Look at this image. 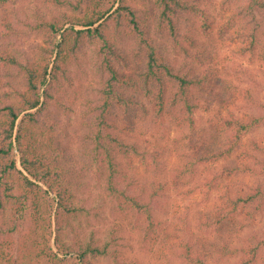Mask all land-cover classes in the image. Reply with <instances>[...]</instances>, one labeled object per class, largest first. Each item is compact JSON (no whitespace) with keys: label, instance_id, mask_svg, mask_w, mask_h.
Listing matches in <instances>:
<instances>
[{"label":"trees","instance_id":"1","mask_svg":"<svg viewBox=\"0 0 264 264\" xmlns=\"http://www.w3.org/2000/svg\"><path fill=\"white\" fill-rule=\"evenodd\" d=\"M46 1L58 8L74 7L75 13L42 17L21 29L15 24L20 23L15 11L20 0H0V264H66L75 254L79 264H93L91 256L111 252L118 264L123 259L125 264H264V232L254 230L245 236L264 217V177L256 178L264 176V134L254 137L264 126V113L237 117L233 108L242 100L240 88L222 77L224 64L215 56L202 52L212 65L206 69L201 57L199 65L171 56L166 39L170 32L176 33L178 17L189 11V4ZM208 27L206 39L228 38L241 56L257 60L264 70V0H248L227 26L216 27L217 33L210 34L214 27ZM33 34L41 35L45 44L34 47L31 54L12 47L13 43L6 48L1 43L11 37L20 42ZM92 46L107 77L98 92L99 119H112L114 130L110 137L115 154L107 160L114 173L108 190L119 193L115 178L125 172L115 166L124 161L133 167L137 158L150 157L162 165L157 167H163L162 175L151 200L126 196V202H133L136 219L129 235L119 226L109 239L75 249L60 233L54 251L46 241L48 220L54 213L63 232L61 223L77 216L81 207L70 179L72 143L56 144L58 130L52 126L59 118H53L50 128L41 113L50 110L70 64ZM185 51L189 60L196 53ZM62 98L75 99L68 93ZM200 111L209 116L203 126ZM59 133L60 139L67 135ZM213 165L221 168L213 179L218 204L207 214V232L213 228V233L206 234L204 225L199 235L191 237L194 229L190 231L180 209L167 205L163 215L157 205L161 198L181 192L201 166ZM52 192L58 199L55 212ZM15 232H20L18 241L10 237L4 242Z\"/></svg>","mask_w":264,"mask_h":264},{"label":"rangeland","instance_id":"2","mask_svg":"<svg viewBox=\"0 0 264 264\" xmlns=\"http://www.w3.org/2000/svg\"><path fill=\"white\" fill-rule=\"evenodd\" d=\"M189 4V11L184 12L179 19V26L176 33H169L166 39L170 48V54L177 60L197 61L199 65L202 63L197 57H201L205 62L203 68L209 67L211 61L202 55V52L211 57L215 56L216 61L224 64L222 77L240 88L242 99L237 107L233 108L237 117L242 115H258L264 113V70L257 60L251 61L247 57L239 54L236 44H233L228 38L221 35L206 39L208 27L211 24L214 29L212 33H217L216 27L219 25H228L229 19L234 13L242 10V7L248 0H182ZM141 6V5H140ZM147 9L146 6H143ZM77 12L79 9H77ZM15 11L20 15V23L15 24L21 29H27L26 24L29 21L35 22L42 17L52 19L54 17L75 13L74 7L58 8L54 4L48 3L46 0H20ZM114 24H111V30ZM180 27V29H179ZM114 29V28H113ZM114 35V33H113ZM117 36V35H116ZM174 38L176 40H174ZM11 37L9 40H3L1 43L8 47V43H13L12 47L21 48L31 54L34 47L45 44L41 35L33 34L31 37L23 36L18 42ZM205 40V44L200 40ZM11 47V45H9ZM189 49L191 53L196 51L193 57L186 53L185 49ZM34 51V50H33ZM205 54V53H204ZM212 66V65H211ZM62 81L55 91V99L49 107L50 110L43 111L41 117L45 124L51 128L55 117L59 118V122L54 124L55 130L58 132L54 140L56 144L59 141L66 143L71 141L72 145L69 150L72 152L74 162L71 165L70 179L73 183V191L77 195L76 203L79 204L81 210L77 216L71 217L62 222L61 226L64 231L60 230V224L56 215L53 213L52 218L48 220L46 225V241L54 251H57V240L60 233L62 239L67 245L74 246L75 249L82 247L84 244L93 243V240L105 241L111 236V232L116 227L126 230L127 235L133 231L136 226V219L132 210L133 202H126V196L138 198L140 200H151L154 187L158 185L157 177H161L162 165L156 163L152 158H137V165L130 167L129 162H125L122 166H115L116 170L120 168L124 170L125 175L117 174L119 193L109 191L108 186L111 181L113 171L110 168L109 156L114 155L115 148L112 145L110 133L114 132L112 119L101 121V110L98 109L100 99L98 92L101 90L104 80L107 78L101 70L100 58L94 46L87 47L72 64H70L69 72L61 77ZM66 93L75 99L62 98ZM209 116L200 111L198 113V121L200 125H204ZM107 122V124H105ZM59 130L62 134L67 135L60 139ZM52 131H54L52 129ZM256 134V135H255ZM254 134L255 138H260L264 134V126ZM102 146L105 148L103 149ZM109 151V153H108ZM118 160L122 159L118 155ZM136 161V160H135ZM168 169L173 168L167 165ZM200 167V170L189 176L187 186L179 193L173 194L171 199L163 197L160 199L159 213L165 215L167 205L180 209V215L186 218L187 225L190 228L189 236L199 235V227L204 226L206 234L213 233V228L208 231L206 225L209 220L207 214L213 210L218 204L219 192L214 189L213 179L221 170L220 167L210 166L207 168ZM22 169V168H21ZM158 169V170H157ZM125 177V178H124ZM263 175L256 178L263 179ZM255 178V179H256ZM252 182H255L252 180ZM46 188L45 185H43ZM57 197L54 192L51 193L50 203L54 210L57 206ZM166 207V208H165ZM55 212V210H54ZM25 229H28L25 227ZM256 230L260 234L264 232V217L256 224L255 229H248L245 236L249 237ZM10 237L18 241L20 232L7 234L4 242ZM139 237V236H138ZM39 240L43 241L44 236L39 235ZM105 239V240H104ZM137 249H139L138 245ZM63 256V255H62ZM60 255V257L62 258ZM73 255L72 261L68 260L66 264H79ZM90 260L93 264H118L114 259V252L109 255L93 258ZM125 260H121L120 264H125ZM130 263V262H129ZM128 263V264H129Z\"/></svg>","mask_w":264,"mask_h":264}]
</instances>
